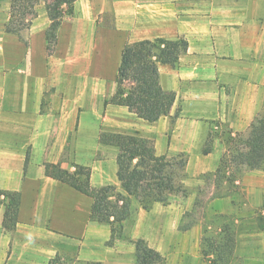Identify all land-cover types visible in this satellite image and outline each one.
I'll list each match as a JSON object with an SVG mask.
<instances>
[{
  "label": "crops",
  "instance_id": "crops-1",
  "mask_svg": "<svg viewBox=\"0 0 264 264\" xmlns=\"http://www.w3.org/2000/svg\"><path fill=\"white\" fill-rule=\"evenodd\" d=\"M9 5L0 0V264H49L56 256L138 264L139 240L163 254L161 243L145 236L140 216L125 219L121 237L109 244L111 225L92 219L93 199L47 176L45 167L69 174L86 168L91 189L111 186L134 206L117 178L118 149L100 143V135L142 138L154 156L184 159L182 187L192 203L205 177H215L226 140L246 134L264 112V0H76L51 55L46 10H35L28 27L10 33ZM157 39L183 40L186 47L174 65H157L159 85L173 103L149 123L105 101L115 92L123 47ZM222 188L209 202L217 214L235 211L231 188L250 207H263L264 169H246ZM5 193L19 195L11 228L3 226Z\"/></svg>",
  "mask_w": 264,
  "mask_h": 264
},
{
  "label": "trees",
  "instance_id": "trees-1",
  "mask_svg": "<svg viewBox=\"0 0 264 264\" xmlns=\"http://www.w3.org/2000/svg\"><path fill=\"white\" fill-rule=\"evenodd\" d=\"M9 19L5 30L10 33H18L31 24L36 17L35 7L44 3L49 19V26L46 30V52L51 55L56 43V32L64 14H70L72 4L76 0H9ZM186 43L183 40L165 41L157 39L154 41H140L123 47L120 63L115 78L116 89L113 96L105 101V104L126 107L146 122H155L162 116H166L173 103V96L162 91L158 82V64L174 65L177 62L180 50L185 49ZM130 84L125 88V83ZM100 143L112 145L118 149L117 155V178L122 190L138 201L151 200L163 202V195L177 189L174 182V173L183 175L185 161L168 160L166 157H156L148 153L146 141L142 138L120 134H101ZM209 142H206L204 153L209 151ZM229 164L237 167H244L248 170L264 169V114L257 115L246 134H238L229 138ZM134 160L136 161L134 163ZM226 166L224 159L215 172V177L221 173ZM77 167L73 174L61 170L55 165H46L47 176L68 184L80 193L93 199L91 207L92 219L112 225L114 222L123 221L128 212V199L118 194L115 199L121 202L119 216L107 211L105 201L113 187L108 186L100 189H91L89 186V171ZM166 169L170 173L165 172ZM81 176L84 178L81 179ZM181 190H184L179 185ZM8 203L4 210L3 226L11 228L15 219L19 204L18 193H5ZM113 218V220H111ZM264 220V218H260ZM113 240V228L111 229ZM110 240V241H111ZM221 249L217 261H224L227 257L225 249L232 245L230 237ZM136 259L138 264H148L149 261H161L158 253L143 246L141 241L136 242ZM60 261L56 256L49 264ZM100 264V263H86Z\"/></svg>",
  "mask_w": 264,
  "mask_h": 264
},
{
  "label": "rangeland",
  "instance_id": "rangeland-1",
  "mask_svg": "<svg viewBox=\"0 0 264 264\" xmlns=\"http://www.w3.org/2000/svg\"><path fill=\"white\" fill-rule=\"evenodd\" d=\"M40 9L45 10L42 2L35 7V10ZM129 87L130 84L126 82L125 88ZM263 114L264 112H261L259 115ZM145 141L148 153L153 154L151 141L146 139ZM228 147L229 139L226 140L227 150H229ZM229 156V151H226L223 158L226 166L222 168L218 177H213V179L205 177L206 185L194 192L195 199L192 203L186 199L188 193L191 192L179 188V185L182 187L184 173L182 175L178 172L174 173V182L177 189L164 193L163 202L151 200L140 202L133 198L136 205L130 206V201L126 197L128 199V212L125 219L129 217V220L132 221L134 217L138 218L140 216L141 219L139 220L143 223L145 236L149 237L151 245L159 241L162 247L161 252H164L161 254L151 249L160 255L161 261H149L148 264H172L170 263L171 255L168 257V254L170 248L174 245L173 253L179 254L176 264H214L213 260H216L220 255L221 249L219 247L227 242L228 237L231 238L232 245L225 249L227 257L224 261H217L215 264H258L264 261V220L260 219L264 218V215H262L264 203L263 207L252 208L240 189L231 188L230 195L235 198L233 202L235 211L232 214H217L214 212L213 207L209 205V202L215 196L223 194L222 184L224 181L238 179L246 170L244 167L236 168L229 164ZM166 159L172 161L180 158L166 157ZM85 169H81L82 172ZM165 172L170 173V170L166 169ZM83 178L81 176V179ZM210 179L214 180L217 190L213 191L211 189L208 182ZM118 194L112 190L104 204L107 211L116 216H119L122 205L121 202L117 203L115 199ZM123 221L112 223L111 228H113L114 238L109 244H113L116 238L121 237ZM187 231L191 235L189 233L184 234ZM192 232L197 233L192 234ZM139 241L142 242L143 246L149 248L148 242L145 240ZM182 249H185L184 253ZM54 264L86 263L63 258Z\"/></svg>",
  "mask_w": 264,
  "mask_h": 264
}]
</instances>
